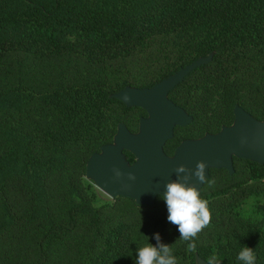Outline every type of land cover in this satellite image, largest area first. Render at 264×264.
<instances>
[{
    "label": "trees",
    "instance_id": "trees-1",
    "mask_svg": "<svg viewBox=\"0 0 264 264\" xmlns=\"http://www.w3.org/2000/svg\"><path fill=\"white\" fill-rule=\"evenodd\" d=\"M209 54L169 94L193 122L166 154L231 125L235 105L264 120V0H0V264H134L156 233L178 264H196V253L240 264L244 246L264 264V165L234 158L256 181L245 190L210 170L226 181L200 191L212 218L195 252L160 197L102 202L84 180L117 124L136 132L146 116L110 96Z\"/></svg>",
    "mask_w": 264,
    "mask_h": 264
},
{
    "label": "water",
    "instance_id": "water-1",
    "mask_svg": "<svg viewBox=\"0 0 264 264\" xmlns=\"http://www.w3.org/2000/svg\"><path fill=\"white\" fill-rule=\"evenodd\" d=\"M212 55L196 59L150 88L127 86L112 94L111 98L127 108L142 109L146 116L139 119L136 132L123 122L117 124L112 141L89 156L85 179L111 199L122 197L138 206H150L165 192L166 183L177 179L175 168L181 164L195 169L198 161L206 162L208 179L210 170H225L233 176V158L264 165V120L256 119L239 105L233 109L231 125L222 126L214 134L181 141L172 155L164 151L174 137V129L193 122L192 116L169 99V94L189 73L208 64ZM126 152L133 156V162ZM116 169L124 174L119 179L115 177ZM128 173H133L135 180H129ZM190 183L198 190L204 185L195 178ZM195 261L207 264L197 253Z\"/></svg>",
    "mask_w": 264,
    "mask_h": 264
},
{
    "label": "clouds",
    "instance_id": "clouds-1",
    "mask_svg": "<svg viewBox=\"0 0 264 264\" xmlns=\"http://www.w3.org/2000/svg\"><path fill=\"white\" fill-rule=\"evenodd\" d=\"M206 168L207 164L204 161H198L195 169H190L183 164L177 166L175 168L177 179L166 183V190L160 197L166 203L168 222L176 226L180 234L179 239L188 242L186 245L188 252L196 251L194 239L211 223L208 201L202 199L200 190L195 184L190 183L195 178L203 184L211 185L213 181L205 176ZM114 172L117 179L124 175L118 169ZM127 178L135 180L136 177L133 173H128ZM155 240V245L148 243L136 249L134 264H178L170 245L160 242L159 233L155 234ZM237 260L240 264H255L254 250L247 246L242 247ZM206 261L207 264H219L216 256L209 257Z\"/></svg>",
    "mask_w": 264,
    "mask_h": 264
},
{
    "label": "rangeland",
    "instance_id": "rangeland-1",
    "mask_svg": "<svg viewBox=\"0 0 264 264\" xmlns=\"http://www.w3.org/2000/svg\"><path fill=\"white\" fill-rule=\"evenodd\" d=\"M180 140H181V138L179 139L178 142H180ZM172 145H174V144H172ZM236 166H237V170H235L236 174H234L235 176L234 175L232 176V177H234V179L229 181V183H233V184L239 183L240 186L242 188H244V190L246 188L247 189H251V188L255 189L256 188V183H255L256 181L254 178L249 177L248 172L250 170H249V168H247L248 166L245 164V168H242L241 162L240 163L237 162ZM253 179H254V181H253ZM84 180H86V179H84ZM210 180L213 181V183L211 185L204 184V187L201 190L202 195L206 194L207 192L216 190L217 188L221 187V185L226 181V179L222 175L212 176ZM241 183H243V184H241ZM260 188H259V190H260ZM93 190L96 193V196L99 197L102 202H112L113 201V199H111L109 196H107L105 193H103L101 190H99L94 185H93ZM219 264H221L220 261H219Z\"/></svg>",
    "mask_w": 264,
    "mask_h": 264
},
{
    "label": "flooded vegetation",
    "instance_id": "flooded-vegetation-1",
    "mask_svg": "<svg viewBox=\"0 0 264 264\" xmlns=\"http://www.w3.org/2000/svg\"><path fill=\"white\" fill-rule=\"evenodd\" d=\"M176 128H181V127H176ZM176 128H175V129H176ZM175 129H174V132H175ZM173 139H174V137H173ZM173 139H172V140H173ZM193 139H196V138H193ZM183 140H185V139H183ZM183 140H181V141H183ZM170 141H171V140H170ZM181 141L179 142V144L181 143ZM168 142H169V141H168ZM168 142H167V143H168ZM167 143H166V145H167ZM179 144H178V145H179ZM166 145H165V146H166ZM178 145H177V146H178ZM165 146H164V148H165ZM177 146H175L174 150L176 149ZM174 150H173V152H174ZM172 154H173V153H172ZM172 154H168V155H172ZM235 159H236V158H235ZM237 160H238V159H237ZM233 165H234V158H233ZM226 172H227V171H226ZM209 178H210V172H209ZM203 187H204V185H203ZM203 187H202V188H203ZM201 190H202V189H201ZM201 190H200V191H201Z\"/></svg>",
    "mask_w": 264,
    "mask_h": 264
}]
</instances>
